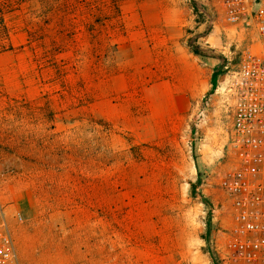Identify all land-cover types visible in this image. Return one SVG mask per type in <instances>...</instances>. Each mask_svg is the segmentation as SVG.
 Wrapping results in <instances>:
<instances>
[{
  "label": "rangeland",
  "instance_id": "374dc122",
  "mask_svg": "<svg viewBox=\"0 0 264 264\" xmlns=\"http://www.w3.org/2000/svg\"><path fill=\"white\" fill-rule=\"evenodd\" d=\"M7 10L0 221L18 264H218L227 220L211 216L223 198L209 180L230 167L225 89L253 31L228 26L216 0Z\"/></svg>",
  "mask_w": 264,
  "mask_h": 264
},
{
  "label": "built area",
  "instance_id": "2783aa9c",
  "mask_svg": "<svg viewBox=\"0 0 264 264\" xmlns=\"http://www.w3.org/2000/svg\"><path fill=\"white\" fill-rule=\"evenodd\" d=\"M216 3L228 26L253 31L258 47L244 52L225 89L231 118L230 167L217 172L209 187L223 198L210 210L211 216H224L227 227L216 230L212 250L218 264H264V15L259 0ZM195 120L203 123L205 110H198ZM0 264H18L4 220L0 221Z\"/></svg>",
  "mask_w": 264,
  "mask_h": 264
},
{
  "label": "trees",
  "instance_id": "16d2710c",
  "mask_svg": "<svg viewBox=\"0 0 264 264\" xmlns=\"http://www.w3.org/2000/svg\"><path fill=\"white\" fill-rule=\"evenodd\" d=\"M20 1L21 0H4V2H2V0H0V53L10 51L12 49L9 33L4 22V17L6 14V11L4 12V10H7L12 2Z\"/></svg>",
  "mask_w": 264,
  "mask_h": 264
},
{
  "label": "crops",
  "instance_id": "0c3cea01",
  "mask_svg": "<svg viewBox=\"0 0 264 264\" xmlns=\"http://www.w3.org/2000/svg\"><path fill=\"white\" fill-rule=\"evenodd\" d=\"M197 85L195 84H192L191 86H189L188 84H187V86H185L186 87V91H187V93H188V95L191 93V95H192V97H194L195 95H198V93H199V89L196 87ZM190 92V93H189ZM185 97V96H184Z\"/></svg>",
  "mask_w": 264,
  "mask_h": 264
}]
</instances>
